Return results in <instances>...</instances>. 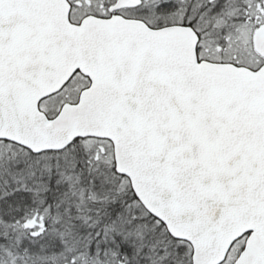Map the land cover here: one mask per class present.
<instances>
[{
    "label": "snow or ice",
    "instance_id": "snow-or-ice-1",
    "mask_svg": "<svg viewBox=\"0 0 264 264\" xmlns=\"http://www.w3.org/2000/svg\"><path fill=\"white\" fill-rule=\"evenodd\" d=\"M0 264H264V0H0Z\"/></svg>",
    "mask_w": 264,
    "mask_h": 264
}]
</instances>
